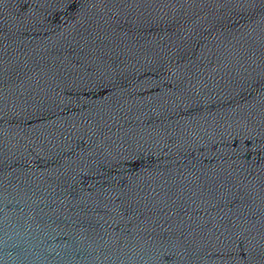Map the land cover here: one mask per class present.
Listing matches in <instances>:
<instances>
[{
	"label": "water",
	"instance_id": "water-1",
	"mask_svg": "<svg viewBox=\"0 0 264 264\" xmlns=\"http://www.w3.org/2000/svg\"><path fill=\"white\" fill-rule=\"evenodd\" d=\"M0 264H264V0H0Z\"/></svg>",
	"mask_w": 264,
	"mask_h": 264
}]
</instances>
